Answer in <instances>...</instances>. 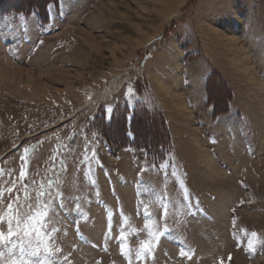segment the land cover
<instances>
[{
  "label": "rangeland",
  "instance_id": "374dc122",
  "mask_svg": "<svg viewBox=\"0 0 264 264\" xmlns=\"http://www.w3.org/2000/svg\"><path fill=\"white\" fill-rule=\"evenodd\" d=\"M0 172V264H264V0H0Z\"/></svg>",
  "mask_w": 264,
  "mask_h": 264
},
{
  "label": "snow or ice",
  "instance_id": "6c2138e0",
  "mask_svg": "<svg viewBox=\"0 0 264 264\" xmlns=\"http://www.w3.org/2000/svg\"><path fill=\"white\" fill-rule=\"evenodd\" d=\"M28 150L25 149V152H27ZM0 174H2V172H0ZM24 171H23V167L21 169V173H20V177L21 179L24 178ZM13 188H8L6 189L7 193L9 194V201L7 203V209L10 213L13 212V203L15 201H18L19 200V197H15L14 199L11 197V193L13 192ZM42 195H51V193H48V192H45V193H42ZM5 197V190H0V203L3 202V199ZM29 207V214L26 216V217H21L20 219H16L15 220V228L16 229H21V225L23 224L24 222V219H31V205H28ZM3 222V217L0 216V223ZM12 224H13V221L10 219L9 220V226L7 228V235H5V233L3 231H0V245H6L8 243H12L13 242V237L17 236L18 233L14 230V228L12 227ZM22 231H26L24 229H21ZM27 234V232H26ZM253 235H255V233H253ZM16 245L13 243V247L12 248H9L8 249V255L9 256H12L13 255V252H14V249H15ZM46 251H49V254L51 255V251L50 250H47ZM39 252H40V249L39 248H36V249H26L24 247L23 244L20 245V248H19V259H13L11 261V264H31V261L30 260H25L24 257L25 255L27 254L28 256H38L39 255ZM183 255V253H182ZM4 257V253L3 252H0V259H2Z\"/></svg>",
  "mask_w": 264,
  "mask_h": 264
},
{
  "label": "bare ground",
  "instance_id": "6f19581e",
  "mask_svg": "<svg viewBox=\"0 0 264 264\" xmlns=\"http://www.w3.org/2000/svg\"><path fill=\"white\" fill-rule=\"evenodd\" d=\"M196 144L198 145V148H202L203 149V146H202V142L199 140V139H196ZM205 162H206V164H207V167H208V169L210 170L211 168H214V167H217L216 166V163L212 160V159H210L208 156H206V159L204 160ZM217 169V168H216ZM211 172V171H210ZM212 173H215V172H212ZM210 174V173H209ZM214 175V174H213ZM212 178V177H211ZM217 180V179H216ZM215 181V180H214ZM213 182V181H212ZM216 183V182H215ZM217 183H219L218 181H217ZM218 186V185H217Z\"/></svg>",
  "mask_w": 264,
  "mask_h": 264
}]
</instances>
